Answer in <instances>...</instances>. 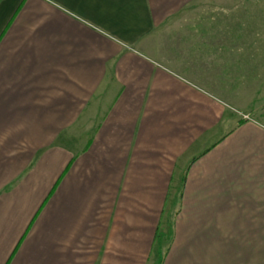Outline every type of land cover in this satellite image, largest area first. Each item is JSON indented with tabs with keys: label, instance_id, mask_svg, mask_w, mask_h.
<instances>
[{
	"label": "crops",
	"instance_id": "crops-1",
	"mask_svg": "<svg viewBox=\"0 0 264 264\" xmlns=\"http://www.w3.org/2000/svg\"><path fill=\"white\" fill-rule=\"evenodd\" d=\"M168 227L156 264H264V0H0V264Z\"/></svg>",
	"mask_w": 264,
	"mask_h": 264
},
{
	"label": "rangeland",
	"instance_id": "rangeland-1",
	"mask_svg": "<svg viewBox=\"0 0 264 264\" xmlns=\"http://www.w3.org/2000/svg\"><path fill=\"white\" fill-rule=\"evenodd\" d=\"M169 226V224H168ZM170 227H168L167 229H165V231L163 232V238L160 240V243H158L155 247H154V263L156 264V259L158 257V255H160V253L162 252L163 248L165 247L166 242L168 241L169 237H170Z\"/></svg>",
	"mask_w": 264,
	"mask_h": 264
}]
</instances>
